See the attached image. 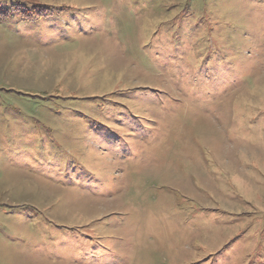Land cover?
Returning a JSON list of instances; mask_svg holds the SVG:
<instances>
[{
    "label": "rangeland",
    "instance_id": "374dc122",
    "mask_svg": "<svg viewBox=\"0 0 264 264\" xmlns=\"http://www.w3.org/2000/svg\"><path fill=\"white\" fill-rule=\"evenodd\" d=\"M31 1L98 32L0 20V264H264V0Z\"/></svg>",
    "mask_w": 264,
    "mask_h": 264
},
{
    "label": "trees",
    "instance_id": "16d2710c",
    "mask_svg": "<svg viewBox=\"0 0 264 264\" xmlns=\"http://www.w3.org/2000/svg\"><path fill=\"white\" fill-rule=\"evenodd\" d=\"M139 0H131L130 3L132 6L136 9L137 5L136 3ZM146 1V0H144ZM182 4L176 3L172 7H176L179 9V13L175 16H173L171 19L162 21L154 30V32H161V33H169L171 32L172 41L171 44L174 45V47H166L165 45L159 46V51L163 52V54H166V52H173L175 53V56L181 55L185 51V44H188V38L190 36H196L198 33V28L201 27V24L206 25V19H204L203 16L200 14L193 15V9H195V4L199 2V0H182ZM148 2V1H146ZM44 6L39 5V3L31 1V0H0V20L1 22H17L19 24H24L25 27H28L31 32H34L37 34V23H39L41 20L44 21H52L53 24H50L48 26H51L53 28V31L60 32L58 36H66L67 40H73L71 37V31L74 29L76 34H93L97 33L98 30L95 31V29L98 26V23H93L92 29L87 30L86 22H90V20H87L86 17H88V14L81 13L77 11H71L67 10L68 12L65 14L66 10L64 8L60 9V11H56V9H53L47 5ZM109 7H104L102 9L107 10ZM138 8V7H137ZM181 8V9H180ZM95 12V10L93 11ZM58 13V14H57ZM65 14V15H64ZM96 14V13H95ZM94 14V15H95ZM65 18L69 19L67 21ZM87 30V31H86ZM207 42V41H206ZM152 49V48H151ZM196 51L198 48H195ZM145 53H147L148 47L146 44L143 45L141 49ZM34 120V117H32ZM78 118L81 120V124H84V122H87L89 119L86 117L78 116ZM37 121V120H36ZM20 123H24V121H21ZM48 130V128H47ZM46 128L42 127L41 132L47 134L48 131ZM21 152V151H20ZM55 153L48 152V156L50 159L55 158ZM4 161L9 162V166L18 167L19 163L17 161L12 160L11 158H5ZM67 160L66 158L61 157V161ZM56 168V165L53 166ZM30 224V223H29ZM48 226H53L52 223H47ZM58 228V227H56ZM63 232H68L69 235H72L75 242H80L81 239H85V235L76 232V231H68L67 229ZM42 240L47 241L48 238L45 236L41 238ZM91 243H95V240L89 241Z\"/></svg>",
    "mask_w": 264,
    "mask_h": 264
}]
</instances>
